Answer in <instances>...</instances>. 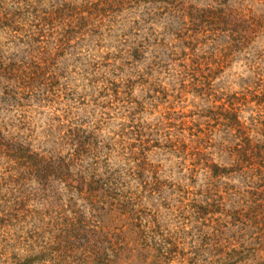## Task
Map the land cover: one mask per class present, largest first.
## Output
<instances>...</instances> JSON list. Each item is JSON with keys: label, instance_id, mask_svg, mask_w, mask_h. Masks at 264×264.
I'll return each mask as SVG.
<instances>
[{"label": "rangeland", "instance_id": "obj_1", "mask_svg": "<svg viewBox=\"0 0 264 264\" xmlns=\"http://www.w3.org/2000/svg\"><path fill=\"white\" fill-rule=\"evenodd\" d=\"M262 212L264 0H0V264H264Z\"/></svg>", "mask_w": 264, "mask_h": 264}, {"label": "trees", "instance_id": "obj_2", "mask_svg": "<svg viewBox=\"0 0 264 264\" xmlns=\"http://www.w3.org/2000/svg\"><path fill=\"white\" fill-rule=\"evenodd\" d=\"M23 149L24 148H19L20 155L19 156L17 155V156L20 159H23L26 163L30 162V164L34 167V169L40 175L41 180H46L47 181V179H48V177L50 175V172L54 171V169L56 170L57 168H59V166L56 167L54 159H49V161H47L45 159V157L40 156L39 154H36V153H29L30 151L28 149L23 151ZM262 206H263V204L258 205L259 208H261ZM261 214L260 213H255V214H252V216L254 218H257L258 215H261V216L264 217V212H262ZM236 217L238 218V214L236 215ZM256 220H258V218ZM263 236H264V233H263ZM260 238H261V235H260ZM262 246L264 247V242H263ZM243 250H245V248L241 249L238 252L236 250H233V251L231 250L229 253H230V255H233V254H235L237 252V256H238L237 257V262H239L242 259L244 260V257L241 255V254H243ZM32 260H33V258H29L27 261H25L23 263H21L20 260H17L14 264H28Z\"/></svg>", "mask_w": 264, "mask_h": 264}]
</instances>
